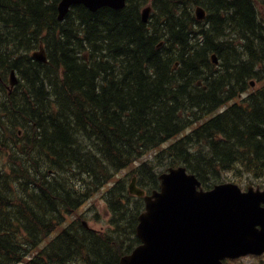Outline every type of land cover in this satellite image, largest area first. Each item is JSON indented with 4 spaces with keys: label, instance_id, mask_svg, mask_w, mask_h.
Wrapping results in <instances>:
<instances>
[{
    "label": "trees",
    "instance_id": "obj_1",
    "mask_svg": "<svg viewBox=\"0 0 264 264\" xmlns=\"http://www.w3.org/2000/svg\"><path fill=\"white\" fill-rule=\"evenodd\" d=\"M146 1L149 0H128L126 7L121 8V10L104 7L95 13L85 5H76L71 10V13H74L73 18H71L69 14L65 23L60 25L58 13H56V6L59 0H0V47H2L0 53V86L7 83L8 72H10L13 67L11 64L15 63L14 65L17 66V69H19L23 75L24 72L20 67L24 69L27 63L30 62L31 65L48 70L52 69L51 71H55L58 74L60 73L59 79H57L58 77H54L53 79L55 81H50L49 83H46L39 74L38 76L32 75V82H37L40 87L49 90L51 93L55 94L56 97H59V91L61 92L60 94H63L61 89L65 88L59 86V84H61L59 81L64 80L66 75L67 78H71L69 69L70 62L64 60L63 56L65 53L68 56H73L74 53H77V58L82 55L79 53V47L76 46V22L86 27L82 30L83 34L77 32L78 35H83V37H79L80 42L84 40V45L85 43L91 45L89 59H85L82 57L83 55L80 57L85 59V61H96L99 59L101 60V58L103 60L111 57L112 54L107 56L101 49L110 47L115 52L118 63H120L118 64L120 72L119 78L120 83L123 85L120 91L116 90L118 82L113 79L110 80L112 85H110L109 80L106 84L102 82L101 85L105 91L107 90V93L110 92L116 95V99L112 103L116 104V110H120L119 116H113L115 113L114 111L113 114L110 115L111 117L107 118L105 121L109 122V130L101 123L100 126L103 127L104 130L98 132L99 125L97 124L103 119L98 116H93L89 119L88 124L94 126L92 131L81 130V126L79 122H77L78 116L76 113L79 112L80 109L76 102L71 101L67 111V121L73 126V130L59 131L60 128L58 126L52 127V124H56L54 121L58 112H49L44 109L40 103L38 104L37 101L26 97L29 90L38 91V89L31 83L28 84V86L31 85L29 86L30 89L19 87L20 85H24L22 82L26 80V77L22 78V75L16 69L21 76V84L13 93V96L8 94L9 101H7L10 102V106H7L3 101L0 102V106L4 105L3 108L8 110H0V114L2 115H0V135L2 134L0 136V154H6L7 151L11 149L9 154L10 160H5V162L2 163L4 171H0V184H2V180L5 177L27 178L38 174L37 171L41 170L40 165L36 162L38 158L53 159L54 155L60 154L62 156V169L66 173L71 171L70 178L68 179L71 185L70 188L74 185L75 180L79 178L77 177L79 176V172L83 174L84 178H80L82 180L89 176L97 179L99 182H108L109 180H114L116 173L121 168L132 166L133 163L139 162V165L132 167L133 169L130 173L132 175H139L142 186L148 189L153 187L156 181H158L157 173L152 162H140L139 160L165 141L176 138L178 134L182 133L183 130L196 122H198L197 128L184 136L176 138L168 147L161 149V152L158 153L159 155L155 154V160L160 157L161 161L164 160L168 162L167 166H178L181 164L187 166L191 172H194L204 181L206 186H211V182L217 181L222 171L230 169L236 164H240L246 170L264 178V100H261L264 99V85L243 98L245 103L241 99L240 102H236L227 107L225 109L226 111L223 110L215 116L208 117L212 111L214 112L219 106L226 103L227 100H231L237 95L241 96V93L248 89L251 79L255 77H257L256 79L259 81L264 79V72H258L250 60L251 58H261V60L264 61V0H254V2L253 0H150L154 10L150 21L145 23L142 19L141 9ZM162 4H164V6ZM257 4L263 7V11L257 12ZM196 5H202L207 9L208 18H206V21L210 20V30L198 24L199 21L196 19L194 11ZM249 11L252 14L249 13ZM172 12L174 14H172ZM261 15L262 17H260ZM190 17L194 18L190 19ZM221 18H223V21ZM217 19L221 20V22ZM178 20H181L180 23ZM182 22H184V24ZM56 26H60L59 34L58 30L54 29ZM70 29L71 32H69ZM179 30L181 31L179 32ZM250 31L252 33H250ZM182 39L185 40L183 41ZM40 43H44L47 47L46 51L49 55V61L47 63L35 61L31 59L29 55L30 52L39 47ZM29 45L31 48H29ZM238 46L241 47L239 48ZM220 47L223 48L221 49ZM236 47H238L239 50H236ZM185 48L189 49L190 54L186 52L184 54L183 50ZM18 49V53H15V50ZM150 49L152 50L151 52ZM198 50H200L199 52H201V54L203 53V55L197 52ZM240 50L244 51L247 59L246 57H240L239 59L238 51ZM83 52L85 54L84 50ZM2 54L3 56H1ZM87 54L86 52L85 55L87 56ZM213 54H216L218 59L222 60L220 61L222 63L219 62V64L215 65L213 58H211ZM94 56H96V59ZM174 56L175 58L171 61ZM176 58L179 60L178 65L180 67H178V71L174 73L175 70H173V65ZM233 58L235 60H233ZM183 59L185 61L189 60L191 64L188 62L186 63ZM247 60L250 61L248 62ZM192 61L198 63L196 72L194 71ZM242 61L244 64L243 66L241 64ZM232 63L235 65L236 69ZM65 67L66 69L63 70ZM230 67L234 71H232ZM67 69L68 73L66 71ZM229 70H231V72ZM189 71H194L190 79L187 74ZM133 73L136 76L131 77ZM85 77L86 85L83 88L71 94H64L63 96L71 97L73 100L82 99V94L86 93L90 76L88 74ZM200 77H204L202 84H198ZM213 77H216L215 80ZM98 81L100 80L98 79ZM70 86L71 82H68L67 87L69 88ZM205 86H207L206 89L204 88ZM21 89H24L26 93H22ZM114 91L119 92V94H116ZM107 93L96 99H108L110 93ZM140 93H144V97L146 96V98H142ZM259 97H261V101ZM105 103L106 101H102L101 105L103 106ZM108 103H111V100L108 99ZM17 105H19L20 108L17 107ZM199 106L200 108H198ZM44 110L46 112L45 115H43ZM224 113L227 115H224ZM20 114H22V116ZM170 115L175 116L173 119L174 122L168 121ZM41 116L44 118L41 119ZM142 116L143 119L141 118ZM201 120H203L202 123H199ZM12 121L13 123H10ZM15 121L18 124L15 123ZM43 123L45 124L44 126ZM14 124L16 125L14 126ZM49 125L55 130L57 129V133L54 129V131L50 129ZM45 126L46 131L41 129V127L44 129ZM20 129H24L22 134H19ZM103 131L106 133L105 136H111L109 143L106 142V139L109 137L99 138L102 137L101 133ZM59 132L60 135L58 134ZM92 135L95 136L96 139ZM86 139L96 140L98 142L94 144L97 147L96 151L89 149L88 143H85ZM10 141L11 144L9 145L8 143ZM102 147L108 148L110 152H112L113 157H108L106 155L105 157L102 156L101 152H105ZM196 148L198 149L196 150ZM75 153L77 154L78 160L82 163L86 162V170H81L80 162L76 161V156V159L73 158ZM210 153H212V156ZM183 156L185 157L182 158ZM231 156H233V160H231ZM11 162H13V165ZM68 167L74 170L72 171V169ZM214 172L216 174H214ZM58 174L64 179L65 174L63 171L58 172ZM143 177L145 179L144 181ZM63 179L61 180L64 181ZM124 183L123 179H118L117 186L106 194L107 199L111 201L109 205L117 212L116 214L119 213L123 224L127 216H129L128 212H130V200L127 198L129 194ZM10 189H12V186L3 187L0 185V218H8L13 221L10 224L3 225V228L8 231L9 235L7 237L5 236L9 241L8 246L4 241V231L1 230L0 227V264H22V260L28 253L27 250H17L16 254L12 255L13 251L11 249H16L17 242L20 241V234L24 221L19 217H22L21 213L24 212L28 201H22L20 203L23 206V210L19 214H14L8 210L12 202L8 207L4 208V206L7 202V198L10 196L34 198L31 196L35 194L36 189H27L24 193L14 194ZM96 190L98 189L93 188V186L91 187L90 184H87L84 189L86 192H94ZM82 193V189H79L75 194L73 193L72 196L66 197L68 198L66 201V198L64 200L58 198L60 199L59 206L69 212L72 211L73 208L69 207L67 209V201L73 199L74 201L77 200ZM44 194L47 195L46 192H44ZM49 194L51 197H58L54 193ZM37 202L39 203L40 210L42 209L45 212L47 210L45 203L40 199L32 200L33 205H37ZM76 204L78 207L79 202H76L75 205ZM117 205L118 209L116 208ZM142 206L143 204L138 201L132 210V212L137 210V214L135 218H133L130 231L134 230L136 227L138 209ZM26 211L27 210H25V212ZM31 222L35 224L26 229H30L29 232L33 240L31 243L36 246L41 239L58 229L62 220L54 219L53 221L51 219H46V221H43L44 225L36 220H31ZM48 224L50 226H48ZM126 227L127 225H125V228ZM114 243H116L117 246L119 245V241L113 236L105 237L98 235L93 230L86 228L81 222H73L67 228H64L59 235L57 234L55 236L49 249L45 250L43 255L25 264H63L61 258L74 256H76V259L85 261L86 264H94V257L100 261V264H110L112 261L111 258H114L111 264H118L122 253L121 248L117 252L115 251L116 249H111Z\"/></svg>",
    "mask_w": 264,
    "mask_h": 264
},
{
    "label": "bare ground",
    "instance_id": "obj_2",
    "mask_svg": "<svg viewBox=\"0 0 264 264\" xmlns=\"http://www.w3.org/2000/svg\"><path fill=\"white\" fill-rule=\"evenodd\" d=\"M83 1L84 0H73V1H71V2H68L67 4H64L65 3V0H59V2L57 3V6H56V13H58V20H59V23H60V25H62V24H64L65 23V21H66V19H67V17H68V15L70 14V16H71V18H73V15H74V13H71V10H72V8L74 7V6H76V5H85L87 8H89L92 12H97V11H99L100 9H102V8H99V9H97V10H92L90 7H88L85 3H83ZM163 1V0H162ZM196 1V0H195ZM199 1V0H198ZM197 1V2H198ZM205 1V0H204ZM214 1V0H213ZM220 1V0H219ZM231 1V0H230ZM235 1V0H234ZM237 1V0H236ZM49 2V1H48ZM189 2V1H188ZM196 2V3H197ZM208 2V1H207ZM211 2V1H210ZM218 2V1H217ZM222 2V1H221ZM253 2H254V0H253ZM257 2V1H256ZM1 3H3V2H1ZM52 3V2H51ZM212 3V2H211ZM214 3V2H213ZM223 3H225V2H223ZM5 4V3H4ZM6 4H7V2H6ZM48 4V3H47ZM185 4V3H184ZM198 4V3H197ZM217 4V3H216ZM216 4H213V5H216ZM260 4H261V2H260ZM263 4V3H262ZM3 5V4H2ZM8 5V4H7ZM12 5V4H11ZM14 5V4H13ZM160 5V4H159ZM163 6H164V4H162ZM178 5V4H177ZM188 5V4H187ZM235 5V4H234ZM245 5V4H244ZM109 6V8H112V9H116V10H121V9H119V8H117V7H114V6H111V5H108ZM171 6V5H170ZM180 6V5H179ZM197 6V5H196ZM233 6V5H232ZM239 6V5H238ZM241 6H242V4H241ZM248 6V5H247ZM7 7V6H6ZM10 7V6H9ZM186 7V6H185ZM189 7V6H188ZM208 7V6H207ZM230 7V6H229ZM246 7V6H245ZM249 7V6H248ZM254 7V6H253ZM38 8V7H37ZM104 8V7H103ZM170 8V7H169ZM182 8V7H181ZM194 8V7H193ZM192 8V9H193ZM256 8V7H255ZM254 8V9H255ZM7 9V8H6ZM5 9V10H6ZM178 9H179V7H178ZM228 9H230V8H228ZM241 9V8H240ZM243 9H246V8H243ZM253 9V8H252ZM1 10V9H0ZM160 10V9H159ZM181 10V9H180ZM194 10V9H193ZM227 10V9H226ZM248 10H249V8H248ZM8 11V10H7ZM184 11V10H183ZM195 11V10H194ZM193 11V12H194ZM223 11V10H222ZM247 11V10H246ZM3 12V11H2ZM11 12V11H10ZM16 12V11H15ZM55 12V11H54ZM75 12V11H74ZM168 12V11H167ZM171 12V11H170ZM182 12V11H181ZM190 12V11H189ZM240 12V11H239ZM242 12H244V11H242ZM261 12V11H260ZM6 13H8V12H6ZM186 13H187V10H186ZM192 13V12H191ZM229 13V12H228ZM248 13V12H247ZM249 13H251L250 11H249ZM172 14H174L173 12H172ZM193 14V13H192ZM196 14V13H195ZM225 14H226V12H225ZM232 14H233V12H232ZM231 14V15H232ZM252 14V13H251ZM213 15H215V14H213ZM236 15V14H235ZM8 16V15H7ZM164 16H165V14H164ZM187 16V15H186ZM233 16V15H232ZM244 16H245V14H244ZM171 17V16H170ZM195 17H196V19L199 21L198 22V24H200V25H203L204 27H205V29H211V23L210 22H206L205 20H203V19H201L198 15H195ZM215 17V16H214ZM217 17V16H216ZM219 17V16H218ZM260 17H262V15L260 16ZM162 18V17H161ZM178 18V17H177ZM194 18V17H193ZM193 18H191L190 17V19H193ZM206 18H208V17H206ZM264 18V17H263ZM155 19H157V18H155ZM210 19V18H209ZM222 19V21H223V18H221ZM152 20H153V18H152ZM159 20V19H158ZM171 20V19H170ZM176 20V19H175ZM217 20H219V19H217ZM163 21V20H162ZM167 21V20H166ZM179 21V20H178ZM181 21V20H180ZM180 21H179V23H180ZM210 21V20H209ZM220 22H221V20H219ZM254 21H255V19H254ZM159 22V21H158ZM187 22V21H186ZM194 22V21H193ZM197 22V21H196ZM216 22V21H215ZM183 24H184V22H182ZM189 23V22H188ZM254 23V22H253ZM258 23V22H257ZM262 23V22H261ZM264 23V22H263ZM260 24V23H259ZM168 25V24H167ZM174 25H175V23H174ZM199 25V26H200ZM215 25V24H214ZM252 25V24H251ZM256 25V24H255ZM255 25H254V27H255ZM258 25V24H257ZM19 26V25H18ZM55 26V25H54ZM67 26H68V24H67ZM168 26H170V25H168ZM173 26V25H172ZM176 26V25H175ZM186 26V25H185ZM192 26V25H191ZM216 26V25H215ZM263 26V25H262ZM179 27V26H178ZM177 27V28H178ZM218 27V26H217ZM253 27V28H254ZM66 28V27H65ZM75 31H76V35H77V40H76V46H78L79 47V53H81L82 55H80V56H82V57H84L85 59H89V55H90V53H91V49H90V46L91 45H89V44H87V43H85V45H84V40L83 41H81L80 42V40H79V37L80 36H82L83 37V29H85L86 27L84 26V25H80L78 22H76L75 23ZM175 28V27H174ZM183 28V27H182ZM186 28H187V26H186ZM190 28H192V27H190ZM257 28V27H256ZM255 28V29H256ZM54 29H56V30H58V34L60 33V26H56V28H54ZM53 29V30H54ZM168 29V28H167ZM166 29V30H167ZM170 29V28H169ZM185 29V28H184ZM193 29V28H192ZM198 29H199V27H198ZM202 29H203V27H202ZM213 29V28H212ZM218 29V28H217ZM165 30V31H166ZM174 30V29H173ZM177 30V29H176ZM183 30V29H182ZM197 30V29H196ZM200 30V29H199ZM253 30V29H252ZM251 30V31H252ZM85 31V30H84ZM164 31V32H165ZM171 31H172V29H171ZM181 30H179V32H180ZM198 31V30H197ZM213 31V30H212ZM218 31V30H217ZM250 31V33H252ZM254 31V30H253ZM261 31V30H260ZM263 31V30H262ZM69 32H71V29L69 30ZM77 32H81L82 34L81 35H78L77 34ZM168 32V31H167ZM166 32V33H167ZM184 32V31H183ZM192 32H194V31H192ZM259 32V31H258ZM74 33V32H73ZM73 33H72V35H73ZM184 33H186V32H184ZM202 33V32H201ZM216 33V32H215ZM264 33V32H263ZM69 34V33H68ZM174 34V33H173ZM179 34V33H178ZM195 34V33H194ZM204 34H206V33H204ZM212 34V33H211ZM213 34H214V32H213ZM259 35H260V32L258 33ZM192 35V34H191ZM199 35H200V33H199ZM203 35V34H202ZM250 35V34H249ZM257 35V34H256ZM69 36V35H68ZM71 36V35H70ZM189 36V35H188ZM194 36V35H193ZM175 37V36H174ZM177 37V36H176ZM190 37V36H189ZM196 37V36H195ZM259 37V36H258ZM52 38V37H51ZM81 38V37H80ZM184 38V37H183ZM239 38H241V37H239ZM257 38V37H256ZM255 38V39H256ZM264 38V37H263ZM27 39V38H26ZM37 39H39V38H37ZM69 39V38H68ZM71 39V38H70ZM189 39V38H188ZM205 39V38H204ZM237 39V38H236ZM250 39V38H249ZM183 40V39H182ZM185 40V39H184ZM183 40V41H184ZM195 40V39H194ZM198 40V39H197ZM222 40V39H221ZM225 40V39H224ZM231 40V39H230ZM238 40V39H237ZM248 40V39H247ZM252 40V39H251ZM257 40V39H256ZM23 41V40H22ZM28 41V40H27ZM188 41V40H187ZM192 41V40H191ZM190 41V42H191ZM219 41V40H218ZM240 41V40H239ZM259 41V40H258ZM264 41V40H263ZM217 42V41H216ZM224 42V41H223ZM232 42V41H231ZM236 42V41H235ZM241 42V41H240ZM243 42V41H242ZM248 42V41H247ZM246 42V43H247ZM261 42V41H260ZM186 43V42H185ZM221 43V42H220ZM249 43V42H248ZM13 44V43H12ZM239 44V43H238ZM250 44V43H249ZM254 44V43H253ZM188 45V44H187ZM246 45V44H245ZM257 45V44H256ZM32 46V45H31ZM195 46V45H194ZM228 46V45H227ZM236 46V45H235ZM247 46H249V45H247ZM5 47V46H4ZM14 47V46H13ZM215 47V46H214ZM225 47V46H224ZM239 47V46H238ZM236 47L235 49L236 50H239V48L241 47ZM254 47V46H253ZM264 47V46H263ZM2 47H0V53H1V49ZM26 48V47H25ZM29 48H31L30 47V45H29ZM92 48V47H91ZM221 48V47H220ZM223 48V47H222ZM221 48V49H222ZM231 48H232V46H231ZM238 48V49H237ZM243 48V47H242ZM245 48H247V47H245ZM256 48V47H255ZM14 49V48H13ZM34 49V48H33ZM152 49V48H151ZM150 49V52L152 51ZM194 49V48H193ZM215 49V48H214ZM257 49V48H256ZM47 47H46V45L44 44V43H40V45H39V47L37 48V49H35V50H33L32 52H30L29 53V55L31 56V59H33V60H35V61H38V62H41V63H47L48 61H49V55L47 54ZM83 50L85 51V54H86V52L88 53L87 54V56L84 54V52H83ZM102 51H104V54L106 53L107 54V56L109 55V54H112V56L111 57H109V58H106V59H103L102 60V58H101V60L99 59V60H90V61H85V59H83V58H81L80 56L77 58V53L75 54L74 53V55L73 56H68V55H66V53L64 54V56H63V58H64V60H66V61H68V62H70L69 63V69H70V72H71V78L70 77H68L67 78V75H66V77L64 78V80H60L59 81V83H61V84H59V86L62 88V87H64L65 89H61V91H62V93L63 94H60L61 92L59 91L58 92V94H59V97H56L55 96V94H53V93H51L49 90H45V88H42V87H40V85H38V83L36 82V83H33L32 82V75H37L38 76V74L39 75H41L42 76V78H43V80L46 82V83H49L50 81H55L53 78L54 77H58L57 79H59V74L57 73V72H55V71H51V70H48V69H44V68H42V67H39V66H34V65H31V63L29 62V63H27V66H25V68L24 69H22L20 66V69L21 70H23V75H22V73H21V71H19V69H17V66H15L14 64H11L13 67H12V69H17L19 72H20V74L22 75V78H24V77H26V80L24 81V82H22V84H24V85H20L19 87H24V88H29V86H31V85H29L28 86V84H32V85H35L36 87H37V89H38V91H35V90H29L28 91V95L26 96L27 98H30V99H32V100H35V101H37L38 102V104L40 103V105L42 106V107H44V109H46L47 111H49V112H52V111H56V112H58V114L56 115V119H55V121L54 122H56V124L54 125V124H52V127H54V126H58L60 129H59V131H72L73 130V126L71 125V124H69L68 123V121H67V111H68V108L70 107V104H71V101H73V102H76L77 103V106H78V108L80 109V111L79 112H76L77 113V116H78V120H77V122H79V125L81 126V130H85V131H92L93 130V128H94V126L93 125H89L88 123H89V119L90 118H92L93 116H98V117H102L103 119L100 121V122H98V124L97 125H99L98 126V132L100 131V130H104V128L103 127H101L100 126V124L102 123V125L106 128V129H108L110 126H108V124H109V122H105L106 120H107V118H110L111 116V114H113V112L115 111V113H114V115L113 116H115L116 115V117L117 116H119V112H120V110L118 111V109L116 110V104H113L112 102L113 101H115V99H116V95L114 94V93H110V92H106L105 90H104V88H102V82H104L105 84H106V82L109 80V82H110V80L111 79H113V80H115V81H117L118 82V86L116 87V90L117 91H120L122 88H123V85L120 83V72H119V69H118V64H120V63H118V60L116 59V55H115V52L113 51V49H111L110 47H104V48H102L101 49ZM228 50V49H227ZM231 50H233V49H231ZM251 50V49H250ZM14 51V50H13ZM18 51H19V49L18 50H15V53L17 52L18 53ZM184 54H185V52L187 53V54H190V52H189V49L188 48H185L184 50ZM200 50H198L197 52H199ZM218 51V50H217ZM216 51V52H217ZM246 51V50H245ZM248 51V50H247ZM4 52V51H3ZM9 52V51H8ZM25 52V51H24ZM71 52V51H70ZM239 52V59H240V57H242V58H245L246 57V54L244 53V51H242V50H240V51H238ZM260 52V51H259ZM263 52H264V50H263ZM262 52V53H263ZM14 53V54H15ZM26 53V52H25ZM99 53V52H98ZM102 53V52H101ZM200 54H201V52H199ZM214 53V52H213ZM232 53V52H231ZM261 53V54H262ZM4 54V53H3ZM3 54L1 55V56H3ZM13 54V55H14ZM183 54V53H182ZM181 54V55H182ZM183 54V55H184ZM220 54V53H219ZM224 54V53H223ZM257 54V53H256ZM261 54H260V56H261ZM5 55V54H4ZM12 55V56H13ZM17 55V54H16ZM60 55V54H59ZM95 55V54H94ZM177 55V54H176ZM201 55H203V53L201 54ZM211 55V54H210ZM221 55V54H220ZM250 55V54H249ZM18 56V55H17ZM29 56V57H30ZM100 56V55H99ZM104 56V55H103ZM178 56V55H177ZM180 56V55H179ZM190 56V55H189ZM192 56V55H191ZM254 56V55H253ZM5 57V56H4ZM96 56H94V58H95ZM101 57V56H100ZM195 57V56H194ZM205 57V56H204ZM224 57V56H223ZM59 58V57H58ZM61 58V57H60ZM175 58V56L171 59V61L173 60ZM187 58H188V55H187ZM191 58V57H190ZM212 58V57H211ZM210 58V59H211ZM230 58H231V55H230ZM250 58V57H249ZM248 58V59H249ZM96 59V58H95ZM205 59V58H204ZM209 59V60H210ZM220 59H221V57H220ZM224 59H225V57H224ZM229 59V58H228ZM246 59H247V57H246ZM33 60H32V62H33ZM184 60V59H183ZM187 60V59H186ZM192 60V59H191ZM197 60H198V58H197ZM206 60H207V58H206ZM208 60V61H209ZM227 60V59H226ZM233 60H235L234 58H233ZM243 60V59H242ZM251 60V62H252V64L257 68V71L259 72H264V69H262V68H260V63H261V58H251L250 59ZM250 60H247L248 62L250 61ZM31 61V60H30ZM170 61V62H171ZM178 58H176V60H175V63H174V65H173V70H175L174 71V73H176L177 71H178V67H180L179 65H178ZM185 61V60H184ZM199 61V60H198ZM205 61V60H204ZM212 61V60H211ZM210 61V62H211ZM219 61H222V60H219ZM237 61H238V59H237ZM241 61V60H240ZM244 61V60H243ZM243 61H242V66L244 65L243 64ZM10 62V61H9ZM61 62V61H60ZM186 63L188 62L189 64H191V62H189V60L188 61H185ZM231 62H232V60H231ZM12 63V62H11ZM34 63V62H33ZM220 63H222V62H220ZM237 63V62H236ZM9 64V63H8ZM25 64V63H24ZM213 64V63H212ZM219 64V63H218ZM233 64V63H232ZM240 64V63H239ZM62 65V64H61ZM169 65H170V63H169ZM192 65H193V67H194V71L196 72V68H197V66H198V63L197 62H193L192 61ZM206 65V64H205ZM216 65V64H215ZM226 65V64H225ZM234 65V64H233ZM232 66V65H231ZM236 66H237V64H236ZM64 67V66H63ZM211 67V66H210ZM227 67V66H226ZM234 67H235V65H234ZM60 68H62V67H60ZM203 68V67H202ZM201 68V69H202ZM207 68V67H206ZM224 68V67H223ZM231 68V67H230ZM232 68H233V66H232ZM232 68H231V70H232ZM66 69V67L65 68H63V70H65ZM204 69V68H203ZM209 69V68H208ZM220 69V68H219ZM235 69H236V67H235ZM238 69V68H237ZM58 70V69H57ZM207 70V69H206ZM223 70V69H222ZM227 70V69H226ZM231 70H229L230 72H231ZM67 71V73H68V69L66 70ZM194 71H189V72H187V74L189 75V79H190V76H192V74H193V72ZM225 71V70H224ZM228 71V70H227ZM232 71H234V70H232ZM62 72V71H61ZM64 72V71H63ZM206 72V71H205ZM211 72V71H210ZM218 72H219V70H218ZM223 72V71H222ZM229 72V73H230ZM9 73V72H8ZM65 73V72H64ZM101 73V74H100ZM172 73V72H171ZM221 73V72H220ZM219 73V74H220ZM89 74V76H90V78H89V83H88V87L86 88V93H84V94H82V99H80V100H73L71 97H65V96H63L64 94H67V93H69V94H71V93H74L76 90H78V89H80V88H83L85 85H86V77L85 76H87ZM206 74V73H205ZM228 74V73H227ZM264 74V73H263ZM78 75V76H77ZM218 75V74H217ZM216 75V76H217ZM260 75V74H259ZM2 76H3V74H2ZM133 76H136L134 73L132 74V76L131 77H133ZM207 76H208V74H207ZM80 77V78H79ZM130 77V78H131ZM209 77V76H208ZM207 77V78H208ZM218 77H219V75H218ZM41 78V77H40ZM91 78H92V81H91ZM130 78H128V79H130ZM186 78V77H185ZM204 78V77H203ZM203 78L202 77H200L199 78V82H198V84H202V81H203ZM211 78V77H210ZM214 78V77H213ZM212 78V79H213ZM216 78V77H215ZM215 78H214V80H215ZM255 78H257V77H255ZM98 79L100 80V81H98ZM209 79V78H208ZM23 80V79H22ZM184 80V79H183ZM19 81V80H18ZM43 81V82H44ZM58 81V80H57ZM210 81V80H209ZM44 82V83H45ZM63 82V83H62ZM68 82L70 83L71 82V86L68 88L67 87V85H68ZM108 82V83H109ZM185 82V81H184ZM78 83V84H77ZM208 83V82H207ZM211 83V82H210ZM41 84V83H40ZM115 84V83H114ZM110 85H112L111 84V82H110ZM110 85H109V87H110ZM16 86V85H15ZM28 86V87H27ZM45 86V85H44ZM202 87V86H201ZM203 88V87H202ZM205 89L207 88V86H205L204 87ZM30 89V88H29ZM204 89V90H205ZM209 89V88H208ZM264 89V88H263ZM24 90V89H23ZM115 92V91H114ZM24 93V92H23ZM26 93V92H25ZM105 93H107V94H109L110 95V97L108 98L109 100H111V103H108V99H96V98H98L99 96H103V94H105ZM116 94H119V92H115ZM261 93V92H260ZM106 94V95H107ZM200 94V93H199ZM259 94V93H258ZM140 95L142 96V98H146V96L144 97V93H140ZM238 96V95H237ZM236 96V97H237ZM252 96V95H251ZM256 96V95H255ZM259 96V95H258ZM0 97L3 99V100H0V102L1 101H3L7 106H10V102H8L9 101V95L8 94H2V95H0ZM257 97V96H256ZM261 97H263V96H261ZM261 97H259V100H260V98ZM78 98V97H77ZM249 98V97H248ZM26 99V98H25ZM171 99V98H170ZM8 100V101H7ZM13 100V99H12ZM23 100H24V98H23ZM27 100V99H26ZM226 100V99H225ZM261 100H264V99H261ZM260 100V101H261ZM18 101V100H17ZM104 102V101H106V103L102 106L101 105V102ZM228 101V100H227ZM242 101H244V103H245V100H243L242 99ZM246 101H248V100H246ZM250 101V100H249ZM14 102V101H13ZM27 102V101H26ZM173 102V101H172ZM171 102V103H172ZM254 102V101H253ZM29 103V102H28ZM174 103V102H173ZM177 103V102H176ZM188 103V102H187ZM212 103V102H211ZM18 104V103H17ZM37 104V105H38ZM185 104V103H184ZM221 104H222V102H221ZM251 104V103H250ZM180 105V104H179ZM178 105V106H179ZM190 105V104H189ZM195 105V104H194ZM243 105V104H242ZM3 106L4 105H2V106H0V110H4V111H8L7 109H5V108H3ZM14 106H15V104H14ZM40 106V107H41ZM201 106V105H200ZM200 106L198 107V108H200ZM210 106V105H209ZM236 106V105H235ZM246 106V105H245ZM251 106V105H250ZM17 107H19L20 108V106L19 105H17ZM182 107V106H181ZM183 107H185V106H183ZM190 107V106H189ZM220 107V106H219ZM202 108H204V107H202ZM201 108V109H202ZM207 108V107H206ZM210 108V107H209ZM208 108V109H209ZM252 108H254V107H252ZM259 108H261V107H259ZM175 109V108H174ZM176 109H178V108H176ZM183 109V108H182ZM236 109V108H235ZM172 110V109H171ZM180 110V109H179ZM189 110V109H188ZM187 110V111H188ZM225 110V109H224ZM226 111V110H225ZM231 111V110H230ZM232 111L234 112V110L232 109ZM2 112V111H1ZM185 112H186V110H185ZM213 112V111H212ZM237 112V111H236ZM244 112V111H243ZM242 112V113H243ZM257 112V111H256ZM245 113H247V112H245ZM10 114V113H9ZM46 114V112H45V110H44V114L43 115H45ZM183 114H185V113H183ZM222 114V113H221ZM232 114V113H231ZM237 114H238V112H237ZM241 114V113H240ZM260 114H263V113H260ZM1 115V114H0ZM21 116H22V114H20ZM41 115V114H40ZM224 115H227V114H225L224 113ZM229 115V114H228ZM242 115V114H241ZM244 115V114H243ZM248 115V114H247ZM250 115V114H249ZM2 116V115H1ZM11 116V115H10ZM182 116V115H181ZM221 116V115H220ZM233 116H234V114H233ZM253 116V115H252ZM7 117V116H6ZM37 117V116H36ZM42 117V116H41ZM168 117V116H167ZM174 115H170L169 117H168V121H173V119H174ZM184 117H186V116H184ZM183 117V118H184ZM190 117V116H189ZM44 117H42L41 119H43ZM142 119H143V116L141 117ZM215 118V117H214ZM227 118V117H226ZM232 118V117H231ZM240 118V117H239ZM3 119V118H2ZM18 119V118H17ZM16 119V120H17ZM22 119L24 120V118L22 117ZM185 119V118H184ZM219 119V118H218ZM233 119V118H232ZM251 119V118H250ZM6 120V119H5ZM48 120V119H47ZM50 120H52V119H50ZM167 120V119H166ZM252 120V119H251ZM20 121V120H19ZM32 121V120H31ZM167 121V122H168ZM226 121H227V119H226ZM229 121V120H228ZM22 122V121H21ZM28 122V121H27ZM45 122V121H44ZM50 122V121H49ZM166 122V123H167ZM174 122V121H173ZM231 122V121H230ZM229 122V123H230ZM10 123H13V121L12 122H10ZM15 123H17L16 121H15ZM47 123V122H46ZM169 123V122H168ZM3 124H4V122H3ZM7 124V123H6ZM18 124V123H17ZM223 124H224V119H223ZM1 125V124H0ZM10 125V124H9ZM13 125V124H12ZM11 125V126H12ZM16 124H14V126H15ZM27 125V124H26ZM29 125V124H28ZM39 125V124H38ZM42 125V124H41ZM45 124L43 123V126H44ZM51 125V124H50ZM49 125V128L50 129H54V128H52L51 126ZM8 126V125H7ZM23 126V125H22ZM48 127V126H47ZM224 127V126H223ZM112 128V127H111ZM16 129V128H15ZM41 129L42 130H45L46 131V126L44 127V129L41 127ZM116 129V128H115ZM2 130H3V128H2ZM24 130V129H23ZM23 130L22 129H20L19 130V134H22L23 133ZM31 130V129H30ZM55 130V129H54ZM53 130V131H54ZM57 130V129H56ZM55 130V131H56ZM109 130V129H108ZM145 131H147V130H145ZM38 133V132H37ZM55 133V132H54ZM56 133H57V131H56ZM45 134V133H44ZM59 135H60V132L58 133ZM62 134H63V132H62ZM65 134H67V133H65ZM105 131H103L102 133H101V135H102V137H99L100 139L101 138H103V137H109V138H107L106 140V142L107 143H109L110 142V138H111V136L109 135V136H105ZM116 134V133H115ZM2 135V134H1ZM0 135V136H1ZM55 135V134H54ZM3 136H4V134H3ZM39 136V135H38ZM93 136V135H92ZM30 137V136H29ZM95 139H96V137L95 136H93ZM113 137V136H112ZM3 138V137H2ZM1 139V138H0ZM54 142V141H53ZM85 143H88V146H89V149L90 150H92V151H96L97 150V147L94 145V144H96V143H98L96 140H89V139H86V142ZM253 143V142H252ZM9 145L11 144V141L8 143ZM14 144V143H13ZM209 144V143H208ZM8 145V146H9ZM54 145V144H53ZM204 145V144H203ZM207 145V144H206ZM15 146V145H14ZM258 146V145H257ZM198 147V146H197ZM211 147V146H210ZM18 148V147H17ZM102 148H104V147H102ZM209 148V147H208ZM213 148V147H212ZM211 148V149H212ZM191 149V148H190ZM189 149V150H190ZM198 148H196V150H197ZM188 150V149H187ZM194 150V149H193ZM192 150V151H193ZM204 150V149H203ZM206 150V149H205ZM104 153H102L101 152V155L102 156H104L105 157V155L106 156H111V157H113L112 155V152H110V150L107 148H104ZM201 151V150H200ZM214 151V150H213ZM4 152V151H3ZM10 152H11V149H9L8 151H7V153L6 154H0V171H4L3 170V167H2V163H4L5 162V160H10V157H9V154H10ZM160 152H161V150H160ZM184 152V151H183ZM188 152V151H187ZM186 152V153H187ZM193 152H195V151H193ZM205 152V151H204ZM207 153V152H206ZM20 154H22V153H20ZM162 154V153H161ZM182 154H184V153H182ZM193 154V153H192ZM195 154V153H194ZM212 153H210V155H211ZM214 154H216V153H214ZM17 155V154H16ZM199 155V154H198ZM75 156H76V158H75ZM181 156V155H180ZM196 156V155H195ZM212 156V155H211ZM185 156H183L182 158H184ZM192 157V156H191ZM201 157V156H200ZM232 158H231V160H233V156H231ZM73 158L74 159H76V161H78V162H80V167H81V170H86V168L87 167H85L86 166V162L85 163H82L80 160H78V157H77V154L75 153L74 155H73ZM189 158V157H188ZM230 158V157H229ZM191 159V158H190ZM215 160H217V159H215ZM227 160V159H226ZM25 161H27V160H25ZM195 161V160H194ZM214 161V160H213ZM31 162V161H30ZM36 162H37V164L38 165H40V167H41V170H38L37 172H38V174H36V175H34V176H30V177H27V178H20V177H13V178H8V177H5L3 180H2V184H0L1 186H9V187H11L12 186V189H10L11 190V192L14 194V193H24L27 189L28 190H34V189H36L35 191V194L34 195H32L31 197H34V198H21V197H8L7 198V202L5 203V206H4V208L5 207H8L9 206V204L11 203V205L8 207V210L9 211H11L12 213H16V214H19L20 212H22V210H23V206L20 204L22 201H28V203H27V206L25 207V210H27L26 212H25V210H24V212L23 213H21L22 214V217H19V218H22V220L24 221L23 222V228H22V230H21V234H20V241L19 242H17V245H16V249H11L12 251H13V254L12 255H14V254H16V252H17V250H21L22 248H24V246H25V244L26 243H28V242H30V241H33L32 239H31V235H30V229H26V228H28V227H32L35 223H33V222H31V220H36V221H38V222H40V223H42L43 224V221H46V219H51V220H53L54 221V219H58V220H62V223H61V225L58 227V229H56L55 231H53V232H51V234H49L50 236H51V238H52V240L55 238V236L58 234L59 235V233L64 229V228H67L69 225H71L73 222L72 221H69V220H66L65 219V214H66V212L68 211V210H66V209H63V208H61L60 206H59V200L61 199V200H64L66 197H68V196H72L73 195V193H74V191H72L71 190V185H70V183H69V181H68V179L70 178L69 176H70V173H71V171H68V173H66L63 169H62V167H61V162H62V156L59 154V155H54V157H53V159H50V158H45V159H42V158H38L37 160H36ZM77 162V163H78ZM215 162V161H214ZM12 163V165H13V162H11ZM227 163H229V162H227ZM8 164V163H7ZM15 164V163H14ZM172 164V163H171ZM5 165V164H4ZM15 165H17V164H15ZM88 166V165H87ZM9 168V167H8ZM69 169H72L71 167H68ZM125 167H123V168H121L117 173H116V175L118 176L119 175V173H120V171L122 170V169H124ZM212 168V167H211ZM215 168V167H214ZM213 168V169H214ZM219 168V167H218ZM228 168V167H227ZM74 169H72V171H73ZM64 172V174H65V176H64V179L58 174V172ZM67 171V170H66ZM216 172H217V170H216ZM214 174H216L215 172H214ZM79 175L82 177L83 176V174H82V172H79ZM115 175V176H116ZM81 177H79L78 179H76L75 180V182H74V188L78 191L79 189H82V191H83V193H82V195L77 199V200H75L74 201V199L73 200H68L67 201V209L70 207V208H76L77 207V204L75 205V203L76 202H79V204L78 205H81L85 200H86V198H87V196L90 194V193H92V192H86V191H84V189H85V186L87 185V184H90L91 185V187L93 186V188H96V189H98V190H96V192H97V194L99 195V192H101L103 189H105V187L107 186V185H109L108 184V182H99L97 179H94L93 177H89V176H87L86 177V179H84V180H82V179H80ZM63 179L64 181H62L61 179ZM118 179H123V177H120V176H118ZM56 182H57V184H56ZM125 184V183H124ZM125 188H126V190L128 191V194H129V196H127V198H129V200H130V198H135L134 196H132L130 193H129V189H128V187L125 185ZM9 190V191H10ZM111 189L109 188V187H107L106 188V190L103 192V194H102V198L105 200V202L106 203H108V204H111V201H110V199H107V197H106V194L108 193V192H111L110 191ZM46 192L47 193V195H45L44 194V192ZM1 192V191H0ZM49 193H54V194H56V196H58V197H51L50 196V194ZM127 194V195H128ZM2 195V194H1ZM58 198H60V199H58ZM70 198H72V197H70ZM34 199H40V200H42L44 203H45V205H46V207H47V210L44 212L42 209L40 210V206H39V203L37 202V205H33L32 204V200H34ZM68 198H66L65 199V201L67 200ZM139 201V200H138ZM63 204V203H62ZM83 206V205H82ZM78 208V207H77ZM141 208L142 207H140L139 209H138V212L141 210ZM72 210V209H71ZM133 213H135V214H137V210L135 211L134 210V212ZM131 220V217L129 218V221ZM128 221V222H129ZM11 222H13L12 220H10V219H8V218H0V227H1V230H3L4 231V241H5V243H6V245L8 246V243H9V241L6 239V237L7 236H9L8 235V231H6L4 228H3V225H6V224H10ZM44 225V224H43ZM52 225H54V224H52ZM48 226H50L49 224H48ZM52 227V226H51ZM126 228H128V225H127V227ZM46 229V228H45ZM48 233V232H47ZM2 236V237H3ZM6 236V237H5ZM70 236V235H69ZM72 236V235H71ZM65 238V237H64ZM68 240H69V237H68ZM71 240V239H70ZM76 241V240H75ZM94 254V253H93ZM93 257H94V255H93ZM70 257H63V258H61L62 260H63V264H74V261L75 260H72V259H69ZM6 260H7V258H6ZM78 260V262H79V264H84L85 263V261H82V260H80V259H77ZM111 263L114 261V258H111ZM94 264H100V261L98 260V259H96L95 257H94ZM59 263V262H58ZM110 263V264H111Z\"/></svg>",
    "mask_w": 264,
    "mask_h": 264
},
{
    "label": "water",
    "instance_id": "obj_3",
    "mask_svg": "<svg viewBox=\"0 0 264 264\" xmlns=\"http://www.w3.org/2000/svg\"><path fill=\"white\" fill-rule=\"evenodd\" d=\"M124 1L83 3L97 10L121 7ZM198 12L204 16V10ZM162 178V191L146 196L147 211L140 217L138 233L144 244L120 264H221L226 256L264 251V192L242 193L234 184L198 192L200 182L184 167Z\"/></svg>",
    "mask_w": 264,
    "mask_h": 264
},
{
    "label": "rangeland",
    "instance_id": "obj_4",
    "mask_svg": "<svg viewBox=\"0 0 264 264\" xmlns=\"http://www.w3.org/2000/svg\"><path fill=\"white\" fill-rule=\"evenodd\" d=\"M15 80L17 81V83L15 85L18 86L19 77L15 76ZM21 92L25 93V91L23 89H21ZM0 100H3V99L0 97ZM168 143L169 142H166L162 146H164ZM162 146H159L157 148V150L161 149ZM155 152H157V151L151 152L143 160H155V155H154ZM156 164L163 165L161 161H156ZM131 168L122 169L118 176H120V177L125 176L127 178L128 174H129V170H131ZM77 177H81V176L79 175ZM81 178H84V177L82 176ZM252 179H254V177H252L249 174H245V176L241 179V174L236 172V171H233V170H229V171L224 172L223 178H222V180L235 181V182L237 181L238 183H242V184H245L247 181H251ZM108 186L109 185H107L105 187V189H103L101 192H99V195L98 196L96 195L97 197L84 201L85 204L83 206H81L78 209V211L74 212V214L71 216V219L79 218L81 216L82 219H85L86 221H88L91 224V226H93L97 229L106 230V229L110 228L111 227L112 214L110 213L105 200L102 198V194ZM71 190L74 191V194L77 192V190L74 188V186H72ZM137 202H138V200L136 198H130V212H132V210L134 209V206L137 204ZM116 208L118 209V205L116 206ZM128 220H129V216H127L126 220L124 221L125 225H128ZM121 228L123 229V226H121ZM121 237H124V236L121 235ZM125 237L127 240H130L128 234H125ZM126 244H127L126 241L121 240L118 246L116 245V243L112 244L111 249L112 250L116 249L115 251L117 252L121 247L125 246ZM129 244H128V246H129ZM69 259L75 260L74 264H79L78 260L76 259V256L70 257ZM262 261L264 262V257L258 258V259L252 260V261L246 260L245 262L260 264V263H262Z\"/></svg>",
    "mask_w": 264,
    "mask_h": 264
},
{
    "label": "flooded vegetation",
    "instance_id": "obj_5",
    "mask_svg": "<svg viewBox=\"0 0 264 264\" xmlns=\"http://www.w3.org/2000/svg\"><path fill=\"white\" fill-rule=\"evenodd\" d=\"M255 67V66H254ZM256 68V67H255ZM260 68L264 69V61L262 60L260 63ZM257 69V68H256ZM198 85V84H197Z\"/></svg>",
    "mask_w": 264,
    "mask_h": 264
}]
</instances>
